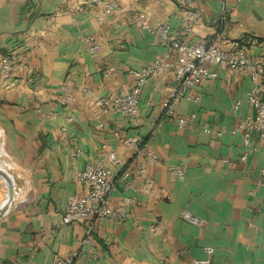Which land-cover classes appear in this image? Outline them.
I'll use <instances>...</instances> for the list:
<instances>
[{
  "label": "crops",
  "instance_id": "0c3cea01",
  "mask_svg": "<svg viewBox=\"0 0 264 264\" xmlns=\"http://www.w3.org/2000/svg\"><path fill=\"white\" fill-rule=\"evenodd\" d=\"M222 2L197 0L205 12L191 32L185 30L186 15L177 0H128L126 15L103 20L76 0H0V57L15 48L37 46L32 64L38 79L29 84L22 75L11 80L0 76V169L10 174L16 188L0 219V264H51L56 256L76 250L84 254L75 264H192L207 257L206 246L215 248L211 264H264V186H258L264 143L258 144L253 136L258 151L242 162L243 136L231 133L253 113L247 101L252 85L248 74L222 70L217 80L190 89L189 97L199 101L184 98L177 106V116L197 115L186 130L177 128L176 118L168 117L163 106L175 85L172 73L151 79L144 87L138 123L100 113L89 98L77 96L65 107L59 102L62 82L89 86L102 96L130 90L134 77L129 70L144 67L165 52L158 36L133 22L140 12L154 22L170 23L185 42L211 36L226 51L246 44L249 56L264 60V0L228 1L226 7ZM85 35L104 44L102 56L117 68L111 78H103L99 59L86 51ZM261 86L264 98V79ZM237 102L240 107L235 109ZM51 111L54 118L44 117ZM69 115L74 121L67 135L71 146L81 149L73 160L60 142ZM102 122L105 127H99ZM204 124L211 132L204 131ZM116 128L121 130L119 137L113 134ZM221 130L225 133L218 136ZM126 137L142 139L164 160V165H151L149 174L171 198L140 196L124 226L102 221L86 243L87 228L63 220L69 198L85 191L75 171L84 169L88 160L106 162L104 143L126 166L135 167L138 158L122 145ZM168 166L182 168L185 180L176 179ZM113 169L118 204L124 192L121 169ZM7 192L0 175V206ZM184 210L207 223L199 226L182 219Z\"/></svg>",
  "mask_w": 264,
  "mask_h": 264
},
{
  "label": "built area",
  "instance_id": "2783aa9c",
  "mask_svg": "<svg viewBox=\"0 0 264 264\" xmlns=\"http://www.w3.org/2000/svg\"><path fill=\"white\" fill-rule=\"evenodd\" d=\"M228 1L237 4L243 0H223L226 7ZM128 0H76L77 5L90 6L99 19L103 20L109 15H126V4ZM178 6L185 12V30L193 32L196 21L204 14L205 9L197 6V0H177ZM221 19L225 21V11L222 12ZM133 22L142 30L158 36L165 52L151 63L140 69L129 70V74L134 77L131 89L122 91L114 96H102L89 86L79 83L70 84L62 82L60 85L59 102L61 106H68L76 100L77 96L89 98L91 104L104 115L119 114L122 117L136 120L141 111V95L144 87L151 79L158 78L166 73H172L175 85L169 90L163 106L168 117L176 118V126L180 130L191 128L192 121L197 117L196 113L189 116H177V106L184 98H190L193 102H198L199 97H189V90L199 86L203 81L211 79L217 80L222 70H229L237 75L248 74L252 85L247 94V101L253 108V113L242 118L231 130L232 134L241 133L243 136L244 152L240 157L242 162L248 160L249 156L258 151L254 137L258 144L264 143V98L262 96L261 82L264 79V60L254 58L248 54V46L241 44L239 47L226 51L219 47L217 40L211 36L203 37L192 42H185L177 36L170 23L163 21H152L144 13H138ZM88 54L99 59V67L104 79L111 78L116 72V66L102 56L105 46L91 35L83 38ZM33 47L15 48L8 54L0 57V76L4 80H11L17 75H22L29 83L34 84L38 79L35 67L32 64ZM240 107V102L234 105L235 109ZM53 111L45 114L44 117L54 118ZM74 121V117L69 115L65 118V123L61 127L60 142L70 158L73 160L81 154V149L71 146L70 138L67 135L68 126ZM102 122L99 127H105ZM204 131L211 132L209 124H204ZM225 130L217 131V135H223ZM114 136L119 137L120 128L113 130ZM154 138V133H152ZM124 148L133 151L138 161L135 167H128L119 153L108 143L103 144L107 150V161L97 162L88 160L84 169L76 170L75 175L81 182L85 191L82 195L71 196L66 208L63 211V220L66 223L78 222L87 228L86 243H90L91 236L97 233L99 224L102 221H110L116 225L124 226L130 217L131 207L139 203L140 196L153 199L170 200L171 196L167 189L149 174V168L153 164L164 165V160L150 147L144 144L143 140L137 137H126L122 139ZM228 163V159L223 160ZM113 166L120 167L119 182L123 188V195L118 204L114 200V193L117 189ZM169 171L179 181L185 180V172L182 168L168 166ZM262 179L258 186H264V169L261 170ZM256 193V189L251 191ZM181 218L193 224L202 226L206 220L196 216L188 210L181 213ZM156 228H151L154 231ZM264 239V228H263ZM264 242V240H263ZM207 254L205 258L194 259L192 264H211V256L215 253V248L204 247ZM82 250H76L68 256H56L51 264H75L83 257ZM92 259H96V254H90Z\"/></svg>",
  "mask_w": 264,
  "mask_h": 264
},
{
  "label": "water",
  "instance_id": "95a60500",
  "mask_svg": "<svg viewBox=\"0 0 264 264\" xmlns=\"http://www.w3.org/2000/svg\"><path fill=\"white\" fill-rule=\"evenodd\" d=\"M0 175L2 176L3 180L5 181L7 185V198L5 202L0 206V219L4 216V214L7 212L9 207L11 206L14 195H15V184L13 180L10 178V174L7 172H2L0 169Z\"/></svg>",
  "mask_w": 264,
  "mask_h": 264
},
{
  "label": "bare ground",
  "instance_id": "6f19581e",
  "mask_svg": "<svg viewBox=\"0 0 264 264\" xmlns=\"http://www.w3.org/2000/svg\"><path fill=\"white\" fill-rule=\"evenodd\" d=\"M0 141H1V140H0ZM3 151H4V150H3ZM3 153H4V152H3ZM13 165H14V164H13ZM13 165H12V166H13ZM6 168H7V167H6ZM12 169H13V168H12ZM2 171L5 172L4 170H2ZM19 176H20V175H19ZM24 181H27V180H24ZM28 185H30V184H28ZM26 188H27V187H26ZM15 189H16V188H15Z\"/></svg>",
  "mask_w": 264,
  "mask_h": 264
}]
</instances>
